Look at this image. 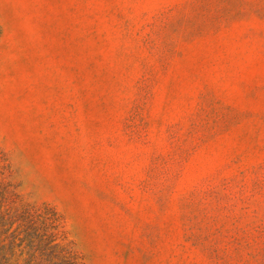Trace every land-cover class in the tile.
<instances>
[{
  "label": "rangeland",
  "instance_id": "obj_1",
  "mask_svg": "<svg viewBox=\"0 0 264 264\" xmlns=\"http://www.w3.org/2000/svg\"><path fill=\"white\" fill-rule=\"evenodd\" d=\"M0 155L83 264H264V0H0Z\"/></svg>",
  "mask_w": 264,
  "mask_h": 264
},
{
  "label": "trees",
  "instance_id": "obj_2",
  "mask_svg": "<svg viewBox=\"0 0 264 264\" xmlns=\"http://www.w3.org/2000/svg\"><path fill=\"white\" fill-rule=\"evenodd\" d=\"M0 155V264H83L60 213L28 201Z\"/></svg>",
  "mask_w": 264,
  "mask_h": 264
}]
</instances>
